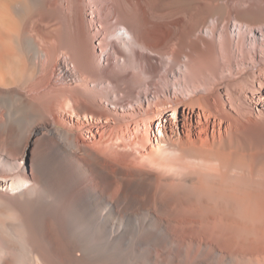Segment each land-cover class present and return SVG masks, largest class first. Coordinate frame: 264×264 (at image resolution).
Segmentation results:
<instances>
[{"label":"bare ground","instance_id":"6f19581e","mask_svg":"<svg viewBox=\"0 0 264 264\" xmlns=\"http://www.w3.org/2000/svg\"><path fill=\"white\" fill-rule=\"evenodd\" d=\"M11 107L0 264H264V0H0Z\"/></svg>","mask_w":264,"mask_h":264},{"label":"rangeland","instance_id":"374dc122","mask_svg":"<svg viewBox=\"0 0 264 264\" xmlns=\"http://www.w3.org/2000/svg\"><path fill=\"white\" fill-rule=\"evenodd\" d=\"M6 109H9V110L7 111ZM13 109H17V110H13ZM4 111H5L6 114L4 113ZM23 112H24L23 110H20L19 108H14V107L4 108L3 109V113H4L3 115H5V116H3L4 118L0 119V147H1V150H4V151L8 150L9 140H19V139H21L23 137L24 126H25L24 123L25 124L27 123V121H26L27 118H26V115L24 114L25 112L24 113ZM13 115H15V116H13ZM191 222L192 223H188L189 225L188 224L187 225L188 226H190L191 224L192 225H194V224L195 225H200V223H199L200 221L199 220H192ZM202 222H203V223H201L202 224V231L204 230L203 232H205V233H206V231H208L205 234V236H204V234L201 235L203 238H205L206 236L213 237L212 235L215 236L216 234H218V235H216L217 237H219V236H222V237L218 238L219 239V243H218L219 245L217 243L215 245H218V247H219L221 245V243H222V245H223L222 248L224 250H226V249H228L230 247L232 249L229 248V250H232V251L233 250L234 251H238L239 250L238 249V247H239L238 244H239V240L242 238V236L244 234V229L247 231L251 227V221L250 220H242L240 218H238V220H203ZM217 222H218V224H217ZM218 226L219 227L221 226V227L219 228ZM238 228H239V230H241V233H242L241 237H236V231H238ZM223 229H226L228 232H225L226 230L224 231ZM218 230L221 231V232H219ZM229 230H230V232H229ZM192 233L193 232H191V233L189 232V234L194 237V234H192ZM226 236H227L228 239L227 238L223 239ZM218 239H217V241H218ZM233 240H235V243H234ZM220 241H221V243H220ZM228 241H229V243H228ZM223 243H225L227 247L224 246L225 244H223ZM207 248L208 247H200V248L198 247L197 248V246H193L191 248V250L194 251V252L198 251V254L200 256H206L209 253V248L208 249Z\"/></svg>","mask_w":264,"mask_h":264}]
</instances>
